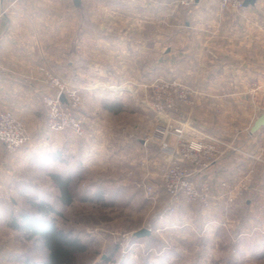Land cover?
Returning <instances> with one entry per match:
<instances>
[{
	"label": "rangeland",
	"instance_id": "rangeland-1",
	"mask_svg": "<svg viewBox=\"0 0 264 264\" xmlns=\"http://www.w3.org/2000/svg\"><path fill=\"white\" fill-rule=\"evenodd\" d=\"M141 1L134 0L132 8L129 9L119 8L116 15L113 13L111 2L122 0H84L83 5L78 8L79 14L83 17L79 27L85 31L84 52L79 55L85 58L86 63L82 69L77 70H44L46 86L42 88L44 94L41 108L45 115L39 119L41 130L29 132L25 120L16 116L26 128L27 142L11 150L0 141L4 146V158L12 160V163L4 161L0 171L2 176H6L0 182V264H23V257L42 259L45 256L42 241L38 236L30 238L25 231L16 230L10 224L15 218L20 221L18 209L34 212L30 205L32 199L40 198L56 205L60 204L59 191L49 175L50 170L73 169L76 177L74 189L78 197L85 185L97 186L102 193L103 198L98 196V193L95 198L71 204L66 212L55 216L61 227L80 231L81 238L90 243L89 250L79 254L76 264H222L216 254L219 247L209 245L210 239L215 238V230L207 234L199 232L198 229L195 231L188 225L184 226L185 228L180 227L179 230L172 227L163 228L155 224L156 216L164 214L168 222L177 221L176 209L182 200L194 206L208 208L222 197L225 198L226 205L231 207L237 198L233 197L231 192L238 189L245 197L243 205L246 213L251 218L256 217L245 201L246 198L252 197L251 189L256 173L250 160L258 158L264 165V153L258 155L253 150L254 137L249 135L250 126L256 115L251 110L256 107L253 105L243 108L234 102L236 94L229 102L206 101V97H203L197 104L196 95H199V91L196 90V86L187 84L189 82L187 77L183 85L175 80L178 75H175L174 70L179 74V71L189 69L188 51L201 46L205 49L206 41L219 34L223 27L222 15L226 11L220 10L216 0H202L205 6L197 8L198 10L197 4L187 8L178 5L175 0H157L159 2L157 6L153 0ZM197 12L206 16L203 17L202 23L201 18H198L199 22L195 20L198 26L197 23L193 25L194 14ZM115 16H119V20L116 21ZM72 25L70 23V28L76 26ZM176 31H179L180 35ZM129 42L133 45L132 52L125 54L119 45L126 43L124 47L126 49ZM97 46L100 47L99 53L96 51ZM115 48L120 52L115 53ZM182 48L187 50L179 54L177 51ZM141 49L142 52L135 53ZM174 50L176 53L170 54ZM163 59L165 67L162 65ZM142 65L144 80L138 79L143 71L140 68ZM50 76L61 78L68 90L78 91L80 103L72 106V111L73 115L81 120V134L71 127L65 129L51 127L47 98L55 96L60 90V85L52 83ZM230 88L228 92L232 89L233 93L236 92V87ZM66 92L64 89L61 95L64 101L60 97L65 104L68 101ZM180 95H183L181 99ZM115 101L119 104L114 110L105 108V104ZM168 101H174V109L167 106ZM163 106L165 112L159 110ZM161 122L168 126L166 138L170 149L161 148L162 136L157 130ZM180 124L185 129L182 137L188 139L193 137L207 145L213 144L212 138L225 142L212 152L211 163L241 152L244 155L243 159H246L245 163L249 164L245 167L244 174L238 173L236 166L235 168L227 166L222 172H226L223 178L228 180L220 178L217 184L208 180L198 182L195 179L196 167H192L191 164L199 167L202 164L190 157L180 159V155H183L184 141L188 140L180 139L179 134L175 132L174 127ZM192 124L203 128L196 129ZM117 129L121 130L120 133H126L129 142L134 144L136 157L142 147L139 140L144 142V158H140L141 167L144 163V174L140 173L136 162H133L132 166L122 165V170L110 166L112 146L121 140L124 141L122 135L118 136L120 139L115 137L114 132ZM68 137L72 141L70 147L67 146L70 142L67 140ZM173 137L174 146L171 144ZM255 142L263 145L264 138L256 137ZM84 144L86 149H79L78 146ZM244 145L248 150L240 148ZM82 149L85 150L84 157L88 159L90 165L88 169L81 166V161L77 162L78 157L82 156L80 151ZM175 150L178 156L175 155ZM56 153H61V158H54ZM235 155L233 167L237 159ZM181 161L194 169L193 178L198 187L205 184L210 186V203L207 206L199 202H190L185 198L176 202L166 190L164 175L175 162ZM79 169L82 171L81 174L77 172ZM208 171L210 173L211 168ZM17 172L20 180L13 181L12 178ZM263 174L264 172L262 173L264 179ZM120 176L127 177L123 180L124 184L134 185L130 187V193H137V198L134 199L132 206L123 207L124 202L120 206H111V191L114 185L112 178ZM232 178L233 180H230ZM224 182L225 186L222 184ZM261 189L264 190V181L261 182ZM214 191H217L216 195ZM103 193H107V196ZM170 207H174L171 213L168 210ZM145 227L150 229V235L137 238L135 232ZM246 233L248 235L245 234L243 237L248 241L253 235H257L256 239L264 240V229L260 231L251 229ZM236 249L234 246L222 247L223 254L230 253L232 257ZM262 250L264 251V246ZM245 253L246 257L233 258L223 264H264L262 261L250 259L252 254L250 251L247 250ZM173 255H180L182 259L175 260ZM202 257L210 258L212 261L201 259Z\"/></svg>",
	"mask_w": 264,
	"mask_h": 264
},
{
	"label": "crops",
	"instance_id": "crops-1",
	"mask_svg": "<svg viewBox=\"0 0 264 264\" xmlns=\"http://www.w3.org/2000/svg\"><path fill=\"white\" fill-rule=\"evenodd\" d=\"M153 1L156 6L159 5L157 0ZM133 2L134 0L111 2L113 13L117 15L116 12L119 8H132ZM203 2L202 0L197 2L196 9L204 7L205 3ZM83 3L84 0H81L80 4H75L74 0H0V111L9 110L18 118L25 120L29 132L33 133L34 130H41L42 126L39 119L45 115L41 108L44 94L42 88L46 86L43 71L47 69L77 70L82 69L86 63L85 58L79 55L84 52L85 31L82 27H79L83 17L78 12V8ZM141 14L140 16H142ZM194 15L193 25L197 23L195 22L196 19L198 21V18H201L202 23L204 21L203 17H206L198 14V12ZM207 17H211V15H207ZM114 19L119 20V16H115ZM222 19L223 27L221 31L214 38H209L210 41H206L207 46L205 49L201 46L188 51L189 69L187 71L184 69L183 72L179 71L180 75L173 69L175 75H178L175 80L183 85L187 77L189 79L187 84L196 86V90L199 91V95H196L197 104L203 97H206V101L213 100L217 102L220 100L222 102L225 100L229 102L233 100V96L236 94L234 102L239 103L243 108L253 105L256 107V109L251 110L254 115L256 113L253 124L255 119L264 112V0H258L254 6L245 7L239 11L227 10L223 13ZM70 23L71 25L76 24V26L70 28ZM196 26H198V23ZM176 33L180 35L179 31H176ZM125 45L120 44V50H123L125 54H130L133 45H130L129 42L128 47L124 49ZM189 49H191V46ZM175 50L170 54H175ZM186 50L182 48L177 52L180 54L186 52ZM96 51L100 52L99 46L96 47ZM114 52L120 51L115 48ZM137 52H142V49L141 51H135V53ZM163 62H165V59L162 60L164 66ZM140 68L143 71L138 79L144 80V65ZM230 87H236V92H232L234 89L228 92L231 89ZM251 87L255 88L251 89ZM192 126L196 129L203 128V126L196 124H192ZM250 129L249 135L254 137L252 148L260 155L264 153V144L258 145L255 140L256 137L264 138V127L254 133H251ZM120 132L119 129L115 130V137L117 136V139H120L118 136L122 135L124 141L121 140L112 146V155L109 159L110 166L122 170V165L132 166L133 162H136L140 173L144 174V163L142 167L140 166V158H144V142L139 140L142 147L139 154L137 153L138 157H136L134 144L131 141L129 142L126 133ZM67 140L70 141L67 146H72L70 137ZM174 140L175 137L171 142L173 146L175 145ZM3 147L0 142V171H2L4 161L12 163V160L4 158ZM78 147L79 149H86V144ZM240 148L248 150L245 145ZM80 151L82 156L78 157L77 162L81 161V166L88 169L90 165H88V159L84 157L85 150ZM237 153L236 155L226 156L222 161H214L208 168L199 167L194 163L191 164L192 167H196L195 179L198 182L208 180L217 184L220 178L226 179L223 178L226 172L222 171L227 166H232V168L236 166L237 172H243L244 174V169L249 164L245 163L246 159H243L244 155L241 152ZM234 155L237 159L233 167ZM134 158L135 161H133ZM20 162L23 161L20 160ZM250 163L256 173L253 189H251L252 197L246 198L245 201L248 204L247 207L255 213L256 217L251 218L248 216L243 205L245 197L236 189L231 192L233 197H237L231 207L226 205V200L222 197L219 198L217 203L215 202L208 208L200 205L194 206L182 200L179 201L176 209L178 222H168L166 215L159 214L156 216L157 222L155 224L161 225L163 228L172 227L174 230L175 228L179 230L182 226L185 228L184 226L188 225L189 228H193L195 231L198 229L199 232L207 234L215 230V238H211L210 244L209 242L208 244L219 247L216 254L222 264L233 258L246 257L245 251L247 250L250 251V254L252 253L250 259L264 262V251L262 250L264 240L262 241L261 238L256 239L257 235L252 236L251 242L243 237L248 230L256 229L260 231L264 229V190L261 189V182L264 181L262 176L264 165L258 158L250 160ZM210 168L212 171L208 173ZM229 169L231 168L229 167ZM3 177L4 175L0 174V182L6 176ZM124 177L112 178L114 185L112 186L113 191H111V206H120L123 202V207L132 206L134 199L137 198V193H130V187L134 186L133 183L124 184L123 180L127 179L126 176ZM12 179L13 181L20 180L18 172ZM230 180H233V178ZM99 190L97 186L85 185L83 191L80 192L81 195L79 194V197L77 196L73 203L85 201L87 198H95L98 193V196L101 197L102 193ZM216 192L214 191V195L217 194ZM103 195L107 196V193H103ZM153 196L155 198V195ZM55 206L62 212H66L70 207L61 204ZM187 219L189 220L187 221ZM229 236L233 239H230ZM231 242L233 244H230ZM100 243L103 244V242ZM224 246L237 248L234 250L236 253L233 254V257L230 253L223 254L222 247ZM43 252L46 255L44 249ZM173 258H176L175 260L182 259L180 255H173ZM203 258L212 261L207 257L201 259Z\"/></svg>",
	"mask_w": 264,
	"mask_h": 264
},
{
	"label": "built area",
	"instance_id": "built-area-1",
	"mask_svg": "<svg viewBox=\"0 0 264 264\" xmlns=\"http://www.w3.org/2000/svg\"><path fill=\"white\" fill-rule=\"evenodd\" d=\"M221 11L227 10H242L245 8L243 1L244 0H216ZM178 5L183 7L190 8L197 4L196 0H175ZM51 77V76H50ZM50 80L52 83L59 84L60 90L57 91L55 96H49L47 98L48 118L51 127L57 129H65L71 127L77 133H82V124L81 120L74 116L72 111V106H75L80 103V96L78 91L75 89L68 90L65 85V82L60 78L51 77ZM64 89L67 90V103H63L60 100L62 92ZM183 95H180V99ZM170 108H175L174 101H168ZM161 112H165V107H160ZM175 132L179 134L180 139L187 138L182 137L184 133V128L180 125L174 127ZM158 133L161 137V148L163 150L170 149L171 146L167 141L166 134L168 133V126L162 122L158 125ZM188 139V138H187ZM213 144L207 145L203 141L194 139H188L184 141L183 155L182 157H190L196 162L201 163V167L207 168L211 164L210 157L213 154L212 152L217 148V146H222L225 142L218 138H212ZM28 140V134L26 128L21 120L16 118V116L9 110L0 111V141L3 142L8 149H16L17 147L22 146ZM186 140V139H185ZM175 155L178 156L177 150L174 151ZM194 169L184 162H175L169 170L164 175V181L166 190L171 195L172 199L176 202L181 198H185L190 202H199L203 205H208L210 203V186L204 185L203 187H198L193 176ZM223 186L226 183H222ZM169 213L173 212L174 207H170Z\"/></svg>",
	"mask_w": 264,
	"mask_h": 264
},
{
	"label": "trees",
	"instance_id": "trees-1",
	"mask_svg": "<svg viewBox=\"0 0 264 264\" xmlns=\"http://www.w3.org/2000/svg\"><path fill=\"white\" fill-rule=\"evenodd\" d=\"M118 102L105 104V108L114 110ZM54 158H61L56 153ZM73 169L65 171L50 170L54 185L58 188V200L63 206H70L77 198L74 189L76 177ZM81 174V169L77 171ZM30 205L34 212L18 210V217L13 219L11 227L25 231L30 238L38 236L43 244L46 255L42 259L32 256L23 257V264H76L79 254L89 250V242L81 238V232L63 228L55 220V216L63 212L53 202L44 199H32Z\"/></svg>",
	"mask_w": 264,
	"mask_h": 264
},
{
	"label": "water",
	"instance_id": "water-1",
	"mask_svg": "<svg viewBox=\"0 0 264 264\" xmlns=\"http://www.w3.org/2000/svg\"><path fill=\"white\" fill-rule=\"evenodd\" d=\"M200 0H196V2H199ZM258 0H244L243 1V4L245 7H248V6H254L256 4ZM81 0H74V3L75 4H80ZM62 101H64V97L62 96L61 97ZM264 127V112L261 113V115H259L254 123L252 124L251 126V133H254L256 131H258L260 128ZM135 235L137 237H144V236H148L150 235V229L149 228H141L139 229L138 231L135 232Z\"/></svg>",
	"mask_w": 264,
	"mask_h": 264
}]
</instances>
